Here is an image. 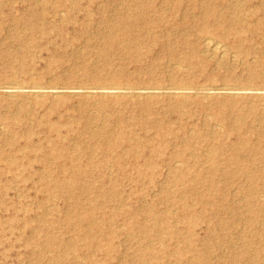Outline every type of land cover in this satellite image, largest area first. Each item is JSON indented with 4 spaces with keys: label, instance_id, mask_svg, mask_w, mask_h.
<instances>
[{
    "label": "rangeland",
    "instance_id": "rangeland-1",
    "mask_svg": "<svg viewBox=\"0 0 264 264\" xmlns=\"http://www.w3.org/2000/svg\"><path fill=\"white\" fill-rule=\"evenodd\" d=\"M32 2L46 4V27H54L42 35L31 29L33 25L15 20L5 23L0 50L8 49L9 54L0 56V85L38 82L59 86L63 93L51 102L57 104L55 110L47 107L48 102L18 114L5 106V96L0 94V120L12 114L17 123L25 124L40 118L69 121L71 129L63 134L71 144L67 151L74 162H50L48 154L53 150L46 138L55 135L43 128L31 129V140L42 145L39 150L15 145L1 148V139L16 136L20 144L24 142L20 125L0 132V264H203L199 258L206 264H246L249 258L263 264L264 98L257 92L264 88V32L248 31L235 46L236 37L221 36L217 30L220 20L209 11L224 15L238 8L237 27L241 29L245 19L262 16V11L249 15L247 5L252 8L264 0H76L78 9L69 13L62 8L57 14L46 3L53 0H0V17L8 21L23 15ZM143 2H156L161 12H150L157 21L154 29L170 45H150L140 33L138 43L144 54L135 58L129 46L125 47L132 42V33L122 31L126 40L118 37L120 44L113 43L110 69L96 70L102 65L101 50L107 48L104 45L112 34L134 26L139 32L145 28L143 20H129ZM164 2L182 3L173 16L172 3ZM129 22L132 24L126 27ZM182 36L192 44L184 43ZM210 37L226 45L224 56L205 48L204 41ZM140 66L153 67V71L139 75ZM111 73L121 77L122 83ZM127 82L151 89L226 83L245 88L246 93L235 103H218L213 98L214 108L208 114L199 103L184 104L181 118L170 110V104L154 103L155 109L167 111L166 124L181 126L180 131L163 136L146 119L148 112L136 104L96 100L91 104L65 90L90 86L88 89L99 91ZM19 99L28 106L34 97ZM217 110L225 116V126L216 118ZM233 113H244L241 129L233 128L232 118H226ZM121 125H125L123 130ZM241 133L248 140L245 146L238 145ZM124 134L130 141L140 142L134 151L127 152L126 143L119 144ZM186 135L192 138L181 142ZM212 146H220L214 158L206 156ZM14 153L27 157L10 165L4 159ZM237 153L241 159H236ZM28 158L37 159L27 163ZM44 172L45 180L40 177ZM76 172L83 178L76 195L69 197L52 187L56 178ZM190 207L200 213L193 232L184 218ZM80 214L100 221L98 229L90 230L99 236L97 247L90 246L82 235L88 223L79 222ZM51 238L74 243L71 247L50 245Z\"/></svg>",
    "mask_w": 264,
    "mask_h": 264
},
{
    "label": "bare ground",
    "instance_id": "bare-ground-1",
    "mask_svg": "<svg viewBox=\"0 0 264 264\" xmlns=\"http://www.w3.org/2000/svg\"><path fill=\"white\" fill-rule=\"evenodd\" d=\"M11 3H13V2H11ZM38 3L32 2V4H30L31 6L29 7V9L26 13H24L23 15H20L18 17L13 16L12 18L8 19V21H6L0 17V32L3 29H5V23L6 22H10L12 20L13 21L15 20L18 23L33 25V28H31V29L34 31H37L38 33H40L42 35H46V34L50 33L54 26H51L50 28L46 27L47 26V24H46L47 22L45 20V15H46L45 5L46 4L39 5ZM46 3L51 4V8L53 9V11H55V14H57L62 8L66 9V11L69 13L73 12L79 8V2H76V0H53V2H46ZM164 3H172V5H173L172 6L173 11L172 12H173V16H174L176 14L178 7L181 5L182 2H164ZM247 3L248 2H246L245 5H247ZM196 4L197 3L194 2L191 5L193 7H195ZM237 6L240 7L239 4H237ZM247 6H249V15H251V16L255 15L256 16L257 14H259V12L261 13V11H262V13H261L262 16L258 17L257 20L245 19L244 24L246 26L244 25L243 27H241V29H238V27H237V21L238 20H237L236 15H237L238 8L236 9V11L234 13H232V14L229 13V14H224V15L217 13L213 9H211L213 11H211V10L209 11L210 15L214 16L215 19H217L218 21L220 20V23L217 22L219 24V26L217 27V30L220 32L221 36L228 37L230 34H233L236 37V39L233 40V43L235 46H239V44H240L239 40L241 37H243L242 34H245L248 31H251V30L259 31L260 29H262V31L264 32V2H258L257 4L251 5L252 8L250 7V4H248ZM242 7H245V6L242 5ZM150 12L151 13L161 12L160 9L156 8V2H143V4L139 6L137 12L135 14H133V16H130V17L128 16L129 20L132 22H134L138 19L143 20L144 23L146 22L145 28H142L143 30L141 29L140 32L137 31L138 29L135 28L136 26H134V28H131L128 30L127 29L126 30L125 29L124 30L123 29H120V30L116 29L117 33L112 34L111 39L107 40V42L104 45L107 48H103L101 50V51H103V52H101V55H102V63L101 64L102 65H100L96 70H98V71L100 70L102 72V71H106V69H110L111 66H109V52H110V49L112 48L113 43L116 41L117 43L120 44L118 37H123L124 38L123 40H126L122 31H125V32L128 31V32L132 33L133 40H132V42H129V43L127 42L128 45H125V47L129 46V49L132 51V53H135V55L133 54V56L135 58H141L144 54L143 52H141V48L139 47V43H138V38L141 37L140 33H142V36L148 38V44H150V45H154V44L159 43L160 45H162V48L170 45L169 40L164 41L163 39H160L159 34H157L156 29H154V26H155V28L157 26V21L154 17L150 16ZM119 18L122 19L123 16H121ZM125 21H128V20H125ZM131 24L132 23L129 22L126 25V27H130ZM18 25H20V24H18ZM225 25H228V26L225 27ZM132 27H133V25H132ZM13 33L15 34V32H13ZM135 40H137V41H135ZM182 40L186 44H192V42L187 40V36H182ZM140 41H141V39H140ZM204 42L203 43H204L205 48L211 50L215 54H218L220 56H224V54L226 53V50H225L226 45L224 46L219 41H217V39L214 40L213 38L210 37V38H206ZM26 49H27V47H26ZM26 49L24 48V50H26ZM7 53L9 54L8 49L0 50V56H2V55L7 56ZM152 59L153 58H151L150 60H152ZM198 63H200V62H198ZM151 66H152V64H151ZM256 66H258V64ZM186 69H188V68H186ZM251 69L255 70V66H251L250 70ZM136 71L139 75H140V73L142 74L143 72H145L146 74H151L153 71V67L145 68V67L140 66V67H138V69ZM88 76L90 78L95 77V76L93 77L91 75H88ZM111 76H113L112 78H114L115 81H117V82L120 81V83H122L121 80H123V79H121V77H118V76L116 77V75H113V73H111ZM104 79L106 80V77H104ZM109 80H113V79H109ZM125 80H128V79H125ZM129 82H130V80H129ZM135 85H132V84L127 82V85L110 86V87H107V89H105V90H101V89L99 90V88H98L99 91H97V89H93V90L88 89L90 87L89 85H88L89 86L88 88L87 87H86V89L83 88V90H77V88H75V87L68 88V89L66 88L65 90H67V92L71 93L70 95L80 96L81 98H83L87 102H91V104H93V103L96 104L95 100L98 102H101V103L104 101H108V102H113V103L129 102L132 104H136V106L138 105V108L140 110L143 109V110H146L148 112V116L146 117V119H151L152 120L151 123H152L153 127H156L159 130V135H163V136L168 135V134H173L176 131H180L181 126L180 125L175 126L174 123L166 124L165 119H164V117H165L164 115H165V112H167V111L165 109H163V107H161L159 109H155V107L153 105L154 103L162 102V103H166L167 105L170 104L169 105L170 110L176 111L179 114L178 118H181L184 114V110H183L184 104L185 105H187V104L192 105L195 103L196 104L199 103L202 107L201 108L202 111L205 114H208L214 108L213 107L214 103H212L213 98H215L218 103L219 102L235 103V101H237L238 98L245 96V93H246L245 88H240V87H235V86L233 87V86H230L226 83L216 84V85H198V86L192 85V86H178V87L164 86V87H159V88H155V89H151L150 87H141V85L140 86H135ZM158 85H160V84H158ZM184 85H185V83H184ZM61 92L63 93V89L60 90L59 86L58 87L57 86L56 87L43 86L42 84H39L38 82H32L28 85H22V84L14 81L13 83L0 85V94L4 95L5 96L4 100H6L5 106L9 107V108L10 107L15 108L16 109L15 114L16 113L17 114L22 113L25 109L27 111L28 108L34 109V108H36V106H45V103H48V102H50V105L47 107L52 109V110L53 109L55 110L57 107L56 106L57 104L53 105L52 103L59 100V98L57 99V97H59ZM257 95L260 96L261 98L262 97L264 98V88L261 91L257 92ZM19 97H34L32 105L27 104L28 106H26V103L21 102L22 100L20 101ZM0 114H1V112H0ZM214 114H215L216 118L218 119V121L220 123L224 124V126H225L227 121H225V116L223 115V113L221 111L217 110L214 112ZM243 115H244V113H243ZM243 115L233 113L232 116H230L229 114H227L226 118H228V119L232 118V120H233L232 126H234L233 128H235V129L240 128L241 129V126L244 123L242 121ZM10 116H8V115L2 116L3 118L0 120V132H3V133L6 132L7 133V131L8 132L10 131L9 128H11L12 126L20 125L22 128V133H23V134H21V136L24 138V142L22 144H20L18 142L16 136L11 137V138H7L4 140L1 139V148H2V146H10L11 147V146L15 145V146H17V149H20V147L24 148V150L25 149H28V150L29 149L30 150L41 149L42 145H41L40 141L34 142L31 140L32 139L31 129H33V127H39V128H43L46 132H48V134L54 133V135H55V137L47 135L48 137L46 138L48 148L53 150L52 152H50L48 154V156H49L48 158H49L50 162L54 161L55 163H57V162H60L63 160L64 161L68 160V161L74 162L72 155L67 151V149L70 148L71 144L65 140L67 138V136L63 134L64 133L63 131H65L67 133L71 129V124L69 121H67V120L52 121L49 119L40 118V120L34 119L32 121V123L25 124V123H22L20 121L17 123L14 120V118H16L17 116H13V117H10ZM260 119L263 120V117H261ZM217 124H219V123H217ZM124 127H125V125H124ZM124 127H123V125H121L122 130L124 129ZM221 132H222V129H221ZM124 135L125 136L121 138V141L119 144L126 143L127 144L126 145L127 146V152L134 151L135 148L140 145V142H136V141H134V139H132L130 141L129 137L126 136V134H124ZM244 135H245L244 133H243V135H242V133L239 135L240 138L238 139V145H240V146L247 145L248 140L246 139V137ZM186 137H187V135H186ZM186 137H185V139L181 138V142L183 140L186 142L187 141L186 139L192 138V137H187V138ZM119 144L116 145V143H114L115 146H119ZM96 145H98V144H96ZM100 146H102V144ZM219 147L220 146H218V147L212 146L211 148H209L206 156L210 157V158H214L215 154H217L220 151ZM253 147H257V146L254 145ZM65 150L67 152H66V154H63V151H65ZM22 152H25V151H22ZM22 157H27V156H26V154L17 155L16 153H14L13 155H11V157L5 158L4 160H6L7 163L11 165V164H14L17 162H23ZM235 157H236V159H241V155H239V153H237ZM35 159H37V158H34V159L28 158L27 163L32 161V160H35ZM51 159H52V161H51ZM181 164H183V163H181ZM177 167H179V166H177ZM81 175H82V173L76 172V173H71L67 177L56 178L53 181L54 184H52V187L56 188L58 190H61V191L64 190L63 192H67L69 197L74 196L77 194L78 185L82 184V182H83V178L80 177ZM40 177L45 180L46 179L45 172L42 173ZM209 181H213V180L209 179ZM81 188H82V191H83V189H85L86 192L88 191L87 188H85V187L84 188L81 187ZM192 188L194 189V186H192ZM103 192H104V190L101 191V193H103ZM201 199H202V201L201 200L200 201L202 203H204L203 202L204 197ZM204 205H208V203H205ZM260 209H261L260 211H264V206H261ZM216 210H220V206H216ZM186 211L187 212L185 213L184 218L185 219L187 218L189 225H190V231L193 232V230H194L193 226L200 219V217H199L200 213H198L199 211H192L191 207L189 209H187ZM103 220H104V218H103ZM86 221L88 223V229L84 230L82 232V235L86 236L87 239H89L88 244L90 246L97 247L98 246L97 239L99 236L97 237L96 233H92V231H90V230L98 229L100 221L95 219L93 216L88 217V215L80 214L79 222H86ZM144 227H147V226H144ZM259 227H260V224H259ZM261 227H262V225H261ZM108 238H109V236H108ZM110 240H111V237L108 239V241L110 242ZM207 241L209 242V238L207 239ZM262 242L264 245V237H263ZM73 243H74V241L72 239H69L65 242V241H58L55 238H51L49 244L50 245L60 244V245H63L65 247L66 246L71 247L73 245ZM146 250H147V247H146ZM197 260H199V262H201L203 264H206L205 261L201 258H199ZM145 261H143V262H145ZM246 264H260V263H258L257 261H255L252 258H249V259H247Z\"/></svg>",
    "mask_w": 264,
    "mask_h": 264
}]
</instances>
